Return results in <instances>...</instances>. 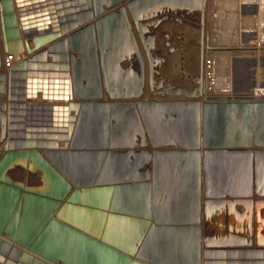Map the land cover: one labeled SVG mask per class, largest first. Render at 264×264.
I'll return each mask as SVG.
<instances>
[{"label": "water", "instance_id": "water-1", "mask_svg": "<svg viewBox=\"0 0 264 264\" xmlns=\"http://www.w3.org/2000/svg\"><path fill=\"white\" fill-rule=\"evenodd\" d=\"M209 1L0 0V264H248L264 252L202 243L195 227L182 228L194 240L183 246L156 214L133 242L97 218L110 207L98 193L148 186L150 160L155 174L162 158L186 161L181 198L194 208L202 173L214 198L228 156L264 155V99L208 88L209 58L251 48L216 44ZM38 4L47 12L26 10ZM15 166L40 171L41 184L14 181Z\"/></svg>", "mask_w": 264, "mask_h": 264}, {"label": "crops", "instance_id": "crops-1", "mask_svg": "<svg viewBox=\"0 0 264 264\" xmlns=\"http://www.w3.org/2000/svg\"><path fill=\"white\" fill-rule=\"evenodd\" d=\"M44 6L38 4L32 9L26 10L36 11L34 15L40 16L47 12ZM66 8L68 7L63 8L64 12ZM132 132H135V129ZM132 139L134 141L133 137ZM257 148L254 147L253 150L255 151ZM129 160L131 162L137 161V154L130 156ZM105 162L106 159L101 162L99 175L104 169ZM225 163L228 168L226 173L231 176L230 180L227 179L229 182L221 185L213 183L208 193L214 198H208L204 173H202L200 199L196 207L193 208L191 198L186 200L181 198L184 195H189L183 192L188 180L186 161L182 158H162L158 161L155 174L153 160H150L140 170L147 169L149 171L150 174L146 180L149 183L148 186H136L125 191L113 189L109 195L104 191L98 193L99 202L101 204L108 203L110 206L108 212L99 210L97 218L100 225L104 229L111 224L118 228H125L124 234L136 242L137 237L141 234L144 239L147 237L149 224H145L146 220L149 219V222L154 224L156 214L158 218L166 221V225L178 229L175 234V243L183 246L192 243L194 240L191 237L192 233L182 230V228L195 227L201 231L202 243L207 239L208 242L214 244H251L252 247L259 245L264 249V155L256 156L253 154L250 162L247 157L228 156ZM121 167L123 166L120 165ZM40 173V171L33 173L23 166H15L7 172V175L25 186H39L41 184ZM155 180L158 181L157 191L154 188ZM155 195L158 198L156 207L154 206ZM105 196L108 197V200ZM117 196L128 197L125 201L126 204L121 199L119 201ZM233 197H244L242 199H245L246 202H236ZM112 205L117 210L112 209ZM127 228L132 229V231L127 232ZM144 239L141 238L138 243L142 244ZM152 251L155 254L159 252L157 247H154ZM175 253L176 258H185L184 252L181 250H175ZM244 258L249 260L248 264H264V252L258 257L250 254ZM231 260L238 262L241 257L239 255L236 257L227 256V261Z\"/></svg>", "mask_w": 264, "mask_h": 264}, {"label": "rangeland", "instance_id": "rangeland-1", "mask_svg": "<svg viewBox=\"0 0 264 264\" xmlns=\"http://www.w3.org/2000/svg\"><path fill=\"white\" fill-rule=\"evenodd\" d=\"M212 1L209 2L215 16L209 22L210 37L214 38L216 34L223 37L225 43L229 44V42L236 41L238 43L235 42L236 45L251 47L240 50L249 51L254 56L253 58L239 56L240 59L237 58L233 61V58L226 55V57H220L217 62L214 57L212 60L214 72L210 70L211 60L209 58L206 70L208 88L210 86L212 88L217 82L221 89L218 92L250 90L253 85L256 86L258 83L264 85V62L262 61L264 52V0ZM217 41L218 44L221 43V39ZM210 80L212 81L208 82Z\"/></svg>", "mask_w": 264, "mask_h": 264}, {"label": "bare ground", "instance_id": "bare-ground-1", "mask_svg": "<svg viewBox=\"0 0 264 264\" xmlns=\"http://www.w3.org/2000/svg\"><path fill=\"white\" fill-rule=\"evenodd\" d=\"M213 1H215V0H213ZM212 1V2H213ZM218 1V0H217ZM249 2V1H248ZM217 4V3H216ZM209 5H210V2H209ZM219 5V4H218ZM249 5V4H248ZM259 5V4H258ZM261 5V4H260ZM258 7V6H257ZM262 7V6H261ZM260 7V8H261ZM218 8V7H217ZM264 9V8H263ZM259 13V12H258ZM216 21H218L217 19H216ZM216 24V23H215ZM257 24V23H256ZM216 28V27H215ZM217 31V30H216ZM257 35V34H256ZM215 37H214V39H216V44L219 46V47H231V48H238V47H242V48H244L245 46H241V45H236V41H233V42H229V44L228 43H225L224 42V38L223 37H220L219 35H214ZM218 39H221V43L220 44H218ZM256 39V38H255ZM240 41V40H239ZM236 42V43H235ZM243 43V42H242ZM238 44V43H237ZM251 44V43H250ZM252 45V44H251ZM255 46V45H254ZM253 46V47H254ZM259 47V46H258ZM230 53H231V55H230ZM226 55L228 56L229 55V57L230 58H233V61H235L237 58H239V56H248V57H251V58H253V56L254 55H252V53L251 52H246V51H242V50H240V49H238V50H218L217 51V54H216V56H215V59H214V57H212V58H210L209 60H211V64H210V66H211V68H210V70H211V72H214L213 71V69H212V60L214 59L216 62L218 61V59L221 57H226ZM22 56H26V54L24 53V54H22ZM229 58V59H230ZM240 59V58H239ZM7 65L8 66H10L13 62H12V59L10 58V57H7ZM262 61L264 62V52H263V54H262ZM243 62V61H242ZM253 62V61H252ZM237 63H238V61H237ZM209 64V63H208ZM244 64V63H243ZM209 66V65H208ZM215 66V65H214ZM246 70V69H245ZM242 71V70H241ZM239 72V71H238ZM244 72V71H243ZM207 74V73H206ZM212 74V73H211ZM208 75V74H207ZM208 77V76H207ZM212 80H210V81H208V82H211ZM209 84V83H208ZM209 89L211 90V91H214V92H218L219 90H221L220 89V86L218 85V82L216 83V85L215 86H213L212 88H211V86L209 87ZM228 92H230V93H228ZM226 91V92H218V93H222L221 94V96H232V97H249L250 99H253V100H263L264 99V85H262V84H257L256 86H252V88L250 89V90H247V89H245V90H242V91Z\"/></svg>", "mask_w": 264, "mask_h": 264}]
</instances>
